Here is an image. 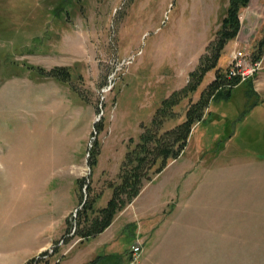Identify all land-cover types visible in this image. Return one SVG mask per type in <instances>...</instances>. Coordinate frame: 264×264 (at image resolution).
Returning a JSON list of instances; mask_svg holds the SVG:
<instances>
[{"label":"rangeland","instance_id":"1","mask_svg":"<svg viewBox=\"0 0 264 264\" xmlns=\"http://www.w3.org/2000/svg\"><path fill=\"white\" fill-rule=\"evenodd\" d=\"M231 3L0 0V264H264V0Z\"/></svg>","mask_w":264,"mask_h":264},{"label":"built area","instance_id":"2","mask_svg":"<svg viewBox=\"0 0 264 264\" xmlns=\"http://www.w3.org/2000/svg\"><path fill=\"white\" fill-rule=\"evenodd\" d=\"M239 55H235V60L237 59V57L239 56L240 59L237 61V64H235V67H232V69L228 72L227 76L231 77V76H236L237 72L238 74H240L239 76H242L243 78H250L251 75H253L255 69L254 67H248V65H246V62H244L243 59V52L242 51H238ZM140 251H142V248L140 247V245L134 246L133 247V257L134 258H138L139 257V253Z\"/></svg>","mask_w":264,"mask_h":264},{"label":"trees","instance_id":"3","mask_svg":"<svg viewBox=\"0 0 264 264\" xmlns=\"http://www.w3.org/2000/svg\"><path fill=\"white\" fill-rule=\"evenodd\" d=\"M238 0H232V3H231V5L233 6V2H237ZM235 5V4H234ZM235 12V10H232V7H231V9L229 10V13H228V17L227 18H225L224 20H223V23H222V27H223V30H225V32H224V34H223V36H225L224 37V39L226 38V41H229L230 39H232L231 38V35H228V31H226V30H228V28H229V26L231 25L230 23H232V20L233 19H235V16L232 14V12ZM237 22V20H235L234 21V24ZM230 24V25H229ZM217 62L215 63V67L217 66ZM218 70V69H217ZM217 75H222V73L221 72H217ZM221 77H223V76H221ZM108 210H109V208L108 209H106L105 211L106 212H108Z\"/></svg>","mask_w":264,"mask_h":264},{"label":"crops","instance_id":"4","mask_svg":"<svg viewBox=\"0 0 264 264\" xmlns=\"http://www.w3.org/2000/svg\"><path fill=\"white\" fill-rule=\"evenodd\" d=\"M260 75H264V73H260ZM215 218H213V219H211V220H214ZM198 220H200L201 222H205L206 220H207V222L209 223V219L207 218H202V219H198ZM197 222L198 224L199 223H201V222ZM198 229V233H196V238H198V239H201L200 237L202 236V234L200 233V231H199V228H197ZM213 237H214V235H212ZM219 242H217V243H214V241H213V244H212V247H213V249L215 248V246L218 248L219 247ZM196 246H197V248L200 250V247L199 246H201V244H200V241H198V243H196Z\"/></svg>","mask_w":264,"mask_h":264}]
</instances>
